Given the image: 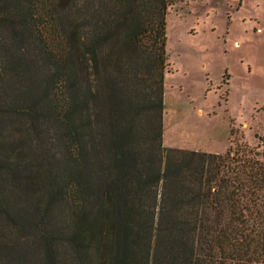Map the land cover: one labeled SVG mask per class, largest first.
<instances>
[{
  "label": "trees",
  "instance_id": "16d2710c",
  "mask_svg": "<svg viewBox=\"0 0 264 264\" xmlns=\"http://www.w3.org/2000/svg\"><path fill=\"white\" fill-rule=\"evenodd\" d=\"M175 0H0V264H264V135L162 144Z\"/></svg>",
  "mask_w": 264,
  "mask_h": 264
},
{
  "label": "rangeland",
  "instance_id": "374dc122",
  "mask_svg": "<svg viewBox=\"0 0 264 264\" xmlns=\"http://www.w3.org/2000/svg\"><path fill=\"white\" fill-rule=\"evenodd\" d=\"M165 49L163 146H257L264 135V0H175Z\"/></svg>",
  "mask_w": 264,
  "mask_h": 264
}]
</instances>
